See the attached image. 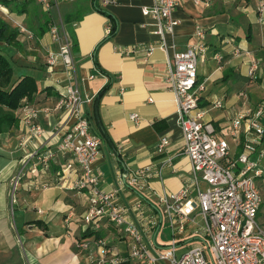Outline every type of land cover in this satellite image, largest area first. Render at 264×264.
Here are the masks:
<instances>
[{"label": "crops", "instance_id": "crops-1", "mask_svg": "<svg viewBox=\"0 0 264 264\" xmlns=\"http://www.w3.org/2000/svg\"><path fill=\"white\" fill-rule=\"evenodd\" d=\"M55 2L45 11L33 0H0V18L18 29L22 44L20 51L3 49L2 44L0 50L14 61L16 73L40 77L37 102L23 100L22 106L36 107L38 123L52 132L61 121L54 108L69 85L76 86L81 97L91 98L83 105L91 133L106 137L94 163L100 174L98 186L118 189L119 172L148 169L144 189L120 190L118 201L127 204L136 191L150 216L158 217L160 196L178 192L190 180L175 97L165 81L167 61L187 48L196 27L204 31L205 50L197 64L198 105L217 136L228 141L231 153H238L240 147L230 137L231 122L246 107L264 101V0H204L200 4L176 0L172 17L177 24L163 37L154 33L155 22L141 12L153 0ZM51 25H57L71 43L73 75L61 63L47 64L49 55L58 51L49 34ZM113 25L115 32L108 36ZM162 39L165 50L160 46ZM248 56L259 61L253 82L246 77ZM106 85L96 106L94 99ZM216 101L221 108L213 106ZM131 114L138 116L136 123L129 120ZM22 115L21 107L18 117ZM261 123L264 126V113ZM20 136L19 125L0 134V264H91V259L98 258L96 238L126 253L127 240L120 229L106 221L97 230L82 226L84 198L57 184V173L68 157L59 155L46 174L33 176L28 173L30 162L12 194L11 179L21 169L20 159L39 145L29 142L20 149ZM162 137L168 144L158 153ZM55 141H50L53 148ZM259 188L261 222L264 185L260 183ZM158 226L153 235L161 247L168 242L169 231L163 224ZM79 243H86V248H79Z\"/></svg>", "mask_w": 264, "mask_h": 264}, {"label": "built area", "instance_id": "built-area-1", "mask_svg": "<svg viewBox=\"0 0 264 264\" xmlns=\"http://www.w3.org/2000/svg\"><path fill=\"white\" fill-rule=\"evenodd\" d=\"M33 1L45 11L56 3L55 0ZM116 1L103 0V3ZM176 5V0H153L151 6L141 9L144 17L155 22V34L163 37L172 33L177 24L172 17ZM49 34L58 44V51L49 55L47 64L51 67L61 63L73 75L69 39L57 25L50 26ZM160 46L166 49L163 39ZM204 50L205 33L196 27L187 48L167 61L165 81L175 97L184 141L183 154L190 163V180L178 192L160 196L158 217L150 216L136 191L127 204L118 201L120 190L144 189L148 169L119 172L118 189L105 190L98 186L100 174L94 163L102 140L91 133L90 121L83 109L91 98L81 97L77 87L69 85L54 108L61 121L52 132L38 123L40 111L36 107L22 106L18 148L24 149L29 142L39 145L20 159L21 169L11 179L12 194L25 177L24 170L30 162L28 173L33 176L46 174L59 155L68 157L57 173V184L84 198L82 226L97 230L106 221L120 229L127 240L126 253L121 254L103 239H95L98 258L91 259V264H157L162 261L169 264H264V218L260 222L257 217L262 204L258 181L264 185V126L261 123L264 102L246 107L232 120L230 137L240 151L231 153L228 141L217 136L213 124L204 120V112L198 105L197 92L201 87L197 83V64ZM152 51L153 48L148 50L147 55ZM258 71V59L248 56L246 77L251 82L256 81ZM241 96L244 95L241 93ZM213 106L221 108L222 103L216 101ZM129 120L136 123L138 116L131 114ZM51 140H56L54 148ZM167 144V138L162 137L156 151L163 153ZM202 185L206 186L204 191ZM159 223L169 231V240L161 247L156 245L153 235ZM78 247L86 248V243H79Z\"/></svg>", "mask_w": 264, "mask_h": 264}, {"label": "trees", "instance_id": "trees-1", "mask_svg": "<svg viewBox=\"0 0 264 264\" xmlns=\"http://www.w3.org/2000/svg\"><path fill=\"white\" fill-rule=\"evenodd\" d=\"M114 32L115 27L113 25L108 36L113 35ZM18 35L19 31L17 28L11 27L7 22L0 18V44L3 45V49L6 47H13L17 51H20L22 44L17 39ZM3 49L0 50V134L17 129L19 125L18 112L22 107V101L26 100L31 103L37 102L36 98L38 92L36 79L33 76L20 74L15 80L12 79V65H14V61L4 55ZM108 87L109 86L106 85L97 94L94 99V104L96 106L101 96L107 91ZM46 90L48 89H44L43 91ZM99 138L102 141L106 140L104 135Z\"/></svg>", "mask_w": 264, "mask_h": 264}, {"label": "rangeland", "instance_id": "rangeland-1", "mask_svg": "<svg viewBox=\"0 0 264 264\" xmlns=\"http://www.w3.org/2000/svg\"><path fill=\"white\" fill-rule=\"evenodd\" d=\"M12 68H13V75H12V79L13 80H15L20 74H22V73H16V68H15V66L14 65H12ZM36 80H37V82H38V84H39V82H40V77H36ZM262 165L264 166V159L262 160ZM258 183L260 184V180L258 181ZM261 186V185H260ZM206 189V186H204V185H202V191H204ZM264 207V206H263ZM168 231V230H167ZM167 231H165V233H164V235H167L168 234V232Z\"/></svg>", "mask_w": 264, "mask_h": 264}]
</instances>
